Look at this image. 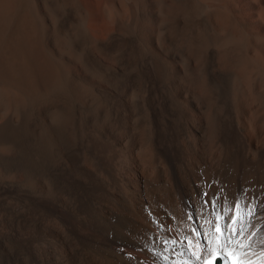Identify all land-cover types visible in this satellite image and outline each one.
Instances as JSON below:
<instances>
[{
    "label": "bare ground",
    "instance_id": "bare-ground-1",
    "mask_svg": "<svg viewBox=\"0 0 264 264\" xmlns=\"http://www.w3.org/2000/svg\"><path fill=\"white\" fill-rule=\"evenodd\" d=\"M202 177L262 191L264 0H0V264H264Z\"/></svg>",
    "mask_w": 264,
    "mask_h": 264
},
{
    "label": "snow or ice",
    "instance_id": "snow-or-ice-1",
    "mask_svg": "<svg viewBox=\"0 0 264 264\" xmlns=\"http://www.w3.org/2000/svg\"><path fill=\"white\" fill-rule=\"evenodd\" d=\"M213 184L218 185V190L213 192ZM196 187L200 188V192L193 193L195 199L194 205H189V217L196 215L198 219H206L209 226L214 225L215 234L222 239V243L217 245V248H223L225 252L229 245H238L241 249V255L247 253L243 250L250 248L255 240L258 244L264 245V239L259 238L260 234H264V185H261L262 191L259 195L255 194V188L243 187L235 195H230L226 191V186L220 184L219 180L211 182L201 178ZM195 207L196 212L193 213L191 208ZM146 214L152 218L154 210L146 205ZM257 221H260L258 224ZM250 229V235H247L248 244H244L246 234ZM173 231L172 227L166 226L162 222V218L157 217L153 223V231L149 232L143 242V247L149 250H154L161 245L166 246L170 241L175 243L172 238L166 233ZM197 231L202 232V229L197 226ZM190 235V233H185ZM209 234L202 232V238L199 240L200 245L207 251L204 236ZM192 243L191 240L188 241ZM192 255L196 261L202 260L201 252L193 251ZM215 256L216 253L214 252ZM231 255V253H228ZM220 261L222 264H228V256L221 252ZM243 264V262H241Z\"/></svg>",
    "mask_w": 264,
    "mask_h": 264
}]
</instances>
